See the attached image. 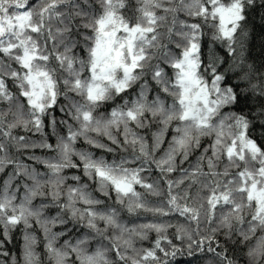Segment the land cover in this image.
<instances>
[{"label":"clouds","instance_id":"clouds-1","mask_svg":"<svg viewBox=\"0 0 264 264\" xmlns=\"http://www.w3.org/2000/svg\"><path fill=\"white\" fill-rule=\"evenodd\" d=\"M0 264H264V0H0Z\"/></svg>","mask_w":264,"mask_h":264}]
</instances>
